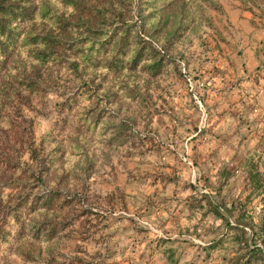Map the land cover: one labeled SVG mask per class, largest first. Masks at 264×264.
Masks as SVG:
<instances>
[{
	"label": "rangeland",
	"instance_id": "rangeland-1",
	"mask_svg": "<svg viewBox=\"0 0 264 264\" xmlns=\"http://www.w3.org/2000/svg\"><path fill=\"white\" fill-rule=\"evenodd\" d=\"M81 1L54 32L81 39L125 21L129 40L168 61L154 74L143 60L77 73L38 64L28 44L9 55L0 199L31 146L56 153L43 186L65 198L45 212L52 236H19L0 216V264H264V0Z\"/></svg>",
	"mask_w": 264,
	"mask_h": 264
},
{
	"label": "trees",
	"instance_id": "trees-1",
	"mask_svg": "<svg viewBox=\"0 0 264 264\" xmlns=\"http://www.w3.org/2000/svg\"><path fill=\"white\" fill-rule=\"evenodd\" d=\"M155 1L158 0H139V6L144 9L141 5L143 2L146 8H150ZM173 1L165 0L164 4ZM57 4L67 5L71 9L70 12H58ZM80 6H83L81 0H0V75L9 70V55L25 44L31 45V57L38 64L65 62L77 73L81 72L82 68L98 64L106 71L114 72L122 68H134L143 60L144 63L139 66L140 70L154 74L168 61L167 57L165 58L164 54L142 35L134 33L129 40V30H132V27H129L128 23L124 24L125 21H119L118 26L111 27L109 31L101 30L98 34L87 35L81 39H78L80 36L74 35L68 40L61 32H54V27L64 24L69 19L67 17ZM39 20L45 23L36 30L34 22ZM80 62L82 67L78 70ZM0 83L7 84L1 77ZM84 89L86 88H82L78 93L81 94ZM0 98H6L1 89ZM62 101L69 105L72 99L65 95ZM93 117V114L85 116L86 124L91 128L96 126ZM55 149V146L51 148ZM55 157L56 153L41 155L39 150L31 146L25 171L16 173L12 170L13 172L9 173V181L13 183L15 191L8 200L0 199V216L8 218L9 223L16 226L15 230L19 236L32 232L37 237H48L56 232L45 212L57 205L61 206L65 196L54 187L43 186V176L54 163ZM208 206L217 217L226 219L219 211L220 207H224L222 203L209 201ZM6 235L7 231L0 229V241L4 240Z\"/></svg>",
	"mask_w": 264,
	"mask_h": 264
}]
</instances>
